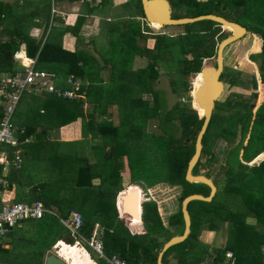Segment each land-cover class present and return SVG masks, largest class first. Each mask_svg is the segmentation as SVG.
Instances as JSON below:
<instances>
[{"label": "trees", "instance_id": "trees-1", "mask_svg": "<svg viewBox=\"0 0 264 264\" xmlns=\"http://www.w3.org/2000/svg\"><path fill=\"white\" fill-rule=\"evenodd\" d=\"M257 1L261 0H177V3L197 12L196 15L183 17L212 14L242 24L247 31L258 34L263 39V47L259 54L251 55L250 59L258 64L261 82L264 83V4L257 6ZM131 4L142 14L140 0H131ZM205 4H221L228 11L240 7L243 17L252 11H256L257 16L254 21L231 19L206 12L202 8ZM25 8L31 10L25 13ZM50 10L51 0H25L22 4L14 5L0 2V33L9 35L7 40H0V74L21 69L13 54L24 47L26 54L36 59L37 70L55 74V86L61 91L68 89L65 80L70 75L75 79L87 78L86 86L79 90L85 100L63 99L45 92L42 96L32 95L22 102L25 92L22 94L13 120L16 117L20 119L21 113L29 114L26 120L21 121L23 124L20 127L23 128L17 129L16 135L20 142L29 139L32 152L29 153L33 161L29 157L27 159L31 168L44 176L31 186L21 200H38L60 218H67L71 211L77 210L83 217L80 234L84 238L91 235L95 223L103 229L105 255H116L127 264H156L163 245L184 231L182 200L191 194L208 196L210 193L206 185L185 180L188 162L194 154L196 136L203 123L204 110L198 107L199 113L195 106L178 103L169 107L165 97L164 100L160 97L164 93L158 90L157 81L165 68L169 73L172 71L177 80L173 81L172 90L176 93L190 91L191 94L192 89L183 78L195 75V94L202 84L198 80L197 85L196 80L200 74L202 77L203 61L216 55L219 43L215 41L218 29L214 27L220 26L210 20L183 25V34L174 37L156 35L153 49L130 47L129 57L128 47H122L126 52L114 49L118 52L111 51L114 55L111 62L113 73L108 82L103 83L98 72H94L96 76L88 73L93 68H87L92 63L85 57L86 53L67 52L52 40ZM172 18L181 17L173 14ZM197 25L201 26V30L195 33L192 28ZM39 27H43L42 34L32 35L31 28ZM226 37H221L219 42ZM170 43L176 47H169ZM171 50L175 52V59L165 65L164 61L167 60L163 56ZM135 55L147 59L145 68L133 71L131 65L124 67L125 62L130 64ZM216 65L215 59L211 67L215 68ZM239 76L240 72L234 71L228 85L245 89L250 82L251 86L257 88L254 77L248 79L246 84ZM250 99L244 98L241 93L231 92L223 101L218 99L215 102L202 139L201 156L192 172L213 180L210 171L202 170L206 165L211 167L218 161L215 143L223 141L227 144L228 150L222 154L225 161L219 169L220 176L218 180H213L217 192L210 202L192 201L188 204L190 233L183 242L164 252L163 264H168L169 259L173 260V264H217L223 260L226 251L233 252L236 264H261V248L264 246V161L251 166L246 163L264 151V104L252 114ZM84 103L90 105L87 114L84 113ZM35 104L40 108H35ZM114 107H117V112L120 111L118 123H114L113 115L108 113V109ZM42 119L45 126L40 124ZM78 119L81 120V141L63 142L52 138L53 129L58 130ZM213 120L217 126H214ZM151 121L157 122V134L147 131ZM238 126L239 138L236 134ZM247 130L249 138L242 146ZM94 139H97L96 142L89 144ZM27 145L23 144V148ZM239 149H242L241 160L237 157ZM124 160L130 175L129 183L141 191V196L135 201L125 199L123 202L126 196L125 193L123 197L126 190L122 186ZM203 161L206 164L203 165ZM27 180L32 182L29 177ZM161 182L182 188L178 209L168 217L167 227H164L157 203L153 199L144 201L141 213L144 232L131 234L118 217L115 205L117 194L120 192L118 208L121 215L127 203L130 213L133 206H138L139 216L140 199L145 200V197L137 185L143 183L149 188ZM221 192L224 196L242 197L238 204L241 207L230 209L224 200L219 201L217 195ZM252 219L254 221L249 223ZM122 220L127 224L123 216ZM138 222L136 230L130 227L133 231H141L140 219ZM22 224L17 232L11 233V249H0V264H44L46 251L61 239L60 235L64 232L58 219L51 215L26 220ZM220 230L226 232L224 246L211 249L200 240L203 231ZM98 264L106 263L99 261Z\"/></svg>", "mask_w": 264, "mask_h": 264}, {"label": "crops", "instance_id": "crops-1", "mask_svg": "<svg viewBox=\"0 0 264 264\" xmlns=\"http://www.w3.org/2000/svg\"><path fill=\"white\" fill-rule=\"evenodd\" d=\"M23 1H25V0H9V4H11V5L12 4L14 5L16 3L22 4ZM35 1H38V0H35ZM199 1L204 2L206 0H202V1L199 0ZM262 1H264V0H262ZM131 9L136 11L135 7L132 6V4H131V0H51L50 24H49V25H51L50 26L51 27L50 35H52V40L55 43H58L62 47V49H64L65 51L70 52V53H74L76 51H79L82 54L86 53L85 57H87L88 61L92 63V65L88 66L87 68L88 69L93 68L88 73L92 74L93 76L94 75L96 76V74H94V72H98V77H101L103 79V83H107L109 78H110V74L113 73L111 64L106 63L107 61L111 62V60L114 58V55L112 54L113 52H111V51H113L114 49H117L118 51L122 50L123 49L122 47H124V43L122 41L123 37H125V40L127 38L129 39V33H127V26L123 25V23H121L119 25H115L114 20L120 19L123 21L125 19L124 14L129 12V10H131ZM137 13L139 15L134 14L133 17L138 22H140L141 32L145 33V35H146L145 28L146 29H147V27L151 28L150 24L152 25V23L148 24L145 21L144 15H143V10H142V14H140L139 12H137ZM230 14H233V16L230 17L231 19H240L242 21H245V20L246 21L247 20H253L254 21L255 17L257 16V12L252 11V12H248L243 17L242 16V10L240 7L239 8L235 7L233 9V11H231ZM262 15L264 16V14H262ZM52 18H53V21H52ZM240 25L242 26V24H240ZM105 26H108L107 27L108 32L110 30H115V34L111 35L110 32L108 33L106 31ZM153 28L154 27L152 26L151 29L155 30ZM33 31H37V35L40 36L43 32V27L31 28V32H33ZM222 32H224L227 36L232 33L231 30H226L223 27H222ZM31 34L33 35V33H31ZM181 34H183V33H181ZM141 47H144V46H141ZM227 47H233L234 49L232 51L234 53H237L238 51H241V53H244L243 57L241 59H239V61H238V66L240 65L241 67H239L237 71H239L240 73L242 71L245 73H249L251 76V77H249V79L251 80L252 77H254V79L256 81V84H257L256 89L253 86H251V84L249 82L248 88H245V90H244V91H246V90L248 91V89L250 87V91H249L250 95H248V97L252 99L250 105L252 103L254 104V106L256 105L255 111H254V113H255L257 111V109L259 108V106L264 104V83L261 82L258 64L251 61L250 56L259 54L261 52L262 47H263V39L258 34L251 33L249 31H247V29H246V33L244 34V36L241 39L235 41L234 43L230 44ZM123 51H124V49H123ZM224 54H225V50H224L223 55ZM137 57L139 58L140 56H138V55L133 56V60L131 61V63L129 64V62H127L128 65L126 64L124 67L129 68V66L131 65V70H133V71L145 68V67H139L137 69L132 68V62H134L135 58H137ZM140 58H143V57H140ZM244 61H245V63H243ZM246 62H248L249 65ZM241 64H244V65H241ZM106 65H108V66L105 67ZM109 67H111V69H108ZM43 71H45V70H43ZM99 71H100V76H99ZM231 75H229L227 77L226 82L222 80L224 82V84L228 85V79ZM221 78H222V76H221ZM77 80L80 81L82 84H86L85 82H87V78L85 80L78 78ZM65 83H66V80H65ZM230 87H232V86H230ZM232 88L238 89V87H232ZM240 89H242V88L240 87ZM31 90L37 92L36 90H34L33 87H31L30 90H28V93H30ZM42 92L45 93L44 91H42ZM36 96H42V95H36ZM248 97H244V98L248 99ZM84 98H85L84 96H81V98H78V99L85 100ZM78 99H72V100H78ZM86 105H87V103H84V106H83L85 114H87L90 110V106L87 107L88 105L87 106ZM250 105H249V108L253 112L254 107L251 108ZM40 112L42 113L43 111L40 110ZM108 112H110V111H108ZM43 120L44 119L41 120L40 124H42V126H45ZM21 128H23V127H21ZM80 133H81V120L78 119V120H76L70 124H67L65 126L60 127L58 130L53 129L51 136L54 140L63 141V142H72V141H78L79 139H81V140L83 139L82 135H80ZM29 143H30V141L28 139L27 141H25V140L22 141L21 144H19L17 147H11L10 158L15 159L16 156H19L21 159L18 168H14L11 166L10 167L0 166V178H2L4 181H6L7 185H8L7 192L3 194L2 200L0 201L1 204L2 203H4V204H8V203H32L34 201H38V200H32V201L21 200V197H24V195L27 192H29V189L31 188V186L33 184H35L36 182L40 181V179H42V176H44V174L42 172H37L36 170L31 168L30 160L33 161V157L31 155L32 152L29 148ZM23 144H28V145L23 148ZM17 149H19L20 152L16 153ZM29 152H31V153H29ZM27 157H29L30 160H29V158L27 159ZM28 177L30 178V180H32V182H27ZM25 180H26V182H25ZM95 183H97V181H95ZM132 185L133 184H131V187H134ZM137 186H139L141 188V190L143 191V196L145 197L144 201H147L148 199H153V201H155L157 203L158 212H159V215L161 217L162 223H163L164 227H167V219L174 212H169V213L165 212L164 213L163 211L164 210L168 211V209L171 208L170 203H168V201H165V200H163L162 202L157 201L153 195L148 193L150 187L149 188L145 187V185H143V183L138 184ZM151 187H153V186H151ZM126 196H127V193H126ZM140 196H141V191H140ZM129 200H131V199H129ZM115 205H116V209H117L119 219L124 223V225L128 228V230L131 232V234H141L144 232V227L142 225L141 220H140L141 231H133L129 227V225L126 224L122 220V218H120L119 211H118L119 209H118V205L116 203V200H115ZM72 212H78V211L77 210L71 211L70 214ZM141 213H142V210H141ZM70 214H69V216H70ZM51 216H53V215H51ZM63 219H66V218H63ZM140 219H141V217H140ZM58 221H59V219H58ZM253 221L254 220L252 219L249 221V223H252ZM22 225L23 224L21 223L20 225L16 226L11 231V233L13 234V232H17L18 229ZM96 225L98 227H100L98 223H95L94 227ZM11 233L7 236V238L5 240L4 248H0V249H11V245H10L11 235H12ZM65 235H67V237L69 236L66 228L64 227V232L60 235L61 239L55 241V243L49 248V250L50 249H53L52 251L56 250L55 248L58 247L59 241H63V242L65 241V240H62V239H65V237H66ZM217 238L221 239V242L223 244H225V241H226L225 230H220L218 232L203 231L201 236H200V240L203 241L205 244L209 245L211 247V249L222 247V246H217ZM71 241H72V239L70 237L68 239V241L67 242L65 241L64 243L71 246V251H72L74 244L71 245ZM55 244H57L56 247H55ZM49 250H47V251H49ZM84 250L88 253V256L90 258H91V253H92V254L97 255L99 261L105 262L104 260H102L99 257V255L96 252H94L90 249H84ZM103 253H104V250H103ZM61 255H63V254H61ZM63 256H65V255H63ZM91 259L93 261L90 260L87 264H98V262L96 260H94L93 258H91ZM222 259H224V257ZM168 264H173V260L169 259Z\"/></svg>", "mask_w": 264, "mask_h": 264}, {"label": "rangeland", "instance_id": "rangeland-1", "mask_svg": "<svg viewBox=\"0 0 264 264\" xmlns=\"http://www.w3.org/2000/svg\"><path fill=\"white\" fill-rule=\"evenodd\" d=\"M3 4H9V0H0ZM171 4V11H172V14L174 15H177L178 17H183V16H193V15H196L197 12L196 10H188L186 7H182L180 6L178 3H177V0H168ZM202 1V0H201ZM176 3V4H175ZM264 4L263 1H257V6L258 4ZM261 6V5H260ZM202 8H204V10L206 12H214V13H218V14H221L225 17H232L233 14H230L231 11H228V8H224V6H222L221 4H219L218 6L217 5H212V4H205ZM260 8H263V6H261ZM31 9H27L25 8V10H23L25 13H28ZM259 12H261V10L259 9ZM134 14H137L139 15L136 11L134 10H129V12L125 13L124 16H125V19L122 21L120 19H115L114 20V24L115 25H119L121 23H123V25L127 26V33H129V39L127 38L125 40V37H123V43H124V47H128V52H127V56L129 57V49L130 47H141V46H144V47H141V48H150V49H153V47H155V39L154 37L156 35H162V36H165V37H174L175 35H179L181 33H183L185 30H184V27L183 26H167V27H161V23H160V28H153L155 30H152L151 28H148L147 29L145 28V31H146V35L145 33L141 32V26H140V22H138L133 16ZM122 21V22H121ZM108 26H105L106 28V31L108 32V29H107ZM224 29L226 30H231L230 28H226V27H223ZM214 29H218V34L216 35L215 37V41L217 43H219V40L221 37H223L224 35H226L224 32H222V27H219V28H216L214 27ZM2 30V26H0V31ZM192 30L195 32V33H198L200 32L201 30V26L200 25H197V26H193ZM111 35L115 34V30H110L109 31ZM108 32V33H109ZM33 35L35 36H38L37 35V31H33L32 32ZM9 37V35L7 34H2L0 33V40H7ZM154 42H153V41ZM153 42V43H152ZM169 47H176L175 45L173 44H169ZM21 48H24V47H21ZM234 48L233 47H227L225 49V54H224V71H223V74H222V80L226 82V79L229 75L232 74V72H234L235 70L237 71L239 67H241L240 65L238 66V61L239 59H241L244 55V53H241V51H238L237 53H234L232 50ZM20 50V49H19ZM115 52H118L117 50H113ZM124 51L126 52V50L124 49ZM175 52L173 50L169 51L166 53V55H164L163 57L167 60L164 61V64L165 65H168L170 62H173V60L175 59ZM215 56L211 57V58H208V59H205L203 61V68L206 67V66H212V62L213 60H215ZM112 62V60H111ZM110 61H107L106 63L108 64H111V67H112V63ZM127 63V62H125ZM147 59L145 58H135L134 62H132V68L133 69H137L139 67H145L146 64H147ZM245 63V61L243 62ZM248 64V62H246ZM104 65V64H103ZM125 65V64H124ZM128 65V64H127ZM241 65H244V64H241ZM249 65V64H248ZM108 65H106L105 67H107ZM115 66V65H113ZM111 67H109L108 69H111ZM163 67V66H161ZM230 73V74H229ZM2 74H0L1 76ZM174 73L172 71H170V73L168 71L164 69L161 70V75L160 77L158 78V81H157V88L158 90H162L163 93H164V96L163 94H161L162 96L161 99L164 100V97L166 99V102L168 103V106L171 107L174 103H178V104H185V105H191L192 106H195L198 110V112L200 113L198 107H200L198 105V103L195 101V94H194V80H195V75H190V76H184V81L189 83V89L191 91V94H190V91L188 93H185V92H179V93H176L172 90L173 88V81H175L176 79L173 77ZM201 75V74H200ZM198 76L197 77V80H196V83L197 85L199 84L198 83V80L202 83V78L201 76ZM200 77V78H199ZM250 74L249 73H245V72H241L240 73V76L238 77L239 79H241L242 81H244L246 84H248L246 81H248L249 79ZM182 79V80H183ZM177 82V80H176ZM192 82H193V87H192ZM86 86V84H84ZM201 86V85H200ZM248 86V85H246ZM199 88V87H198ZM246 88V87H245ZM248 88V87H247ZM30 90V89H29ZM35 90V89H34ZM245 89L242 88H238V89H234L232 87H230L229 85H226L224 86V90H223V93L221 94V96L219 97V100L220 101H223L231 92H238V93H241L243 95V97H248V95H250L249 91H250V87L248 89V91H244ZM37 92L31 90L30 93H28V91H26L23 96H22V102L25 101V98H30V96L32 95H41L43 92L42 90H36ZM109 95V94H107ZM147 97V95H144V97ZM248 99H250L248 97ZM27 100V99H26ZM252 100V99H250ZM88 105V104H87ZM86 105V106H87ZM90 105H88L87 107H89ZM35 108H40L38 104H35L34 106ZM255 107L256 105L254 106L253 108V112L252 114H254V111H255ZM86 108V107H85ZM108 112L109 115H113L112 119L114 121V123H118V117L120 115V111L118 110L117 112V107H114V108H111L110 110L108 109ZM28 112H24V113H21L20 114V119H17V117L13 120V123L15 125V127L20 130L21 127H20V124H23L21 123V121H24L27 119L28 117ZM14 118V117H13ZM200 118V116H199ZM250 119H252V116L250 117ZM213 123H214V126H217V123L213 120ZM220 125V124H219ZM147 131L149 132H155L157 134V122L156 121H151L148 125H147ZM237 137L239 138L240 137V130H239V126L237 127ZM249 130L246 131L245 133V137L243 139V142H242V146L245 145L247 143V140L249 138ZM80 135H82V133H80ZM179 135V134H178ZM88 138H90V135L88 136ZM95 140L97 139H94L92 140V142H90L89 144L91 143H94L96 142ZM78 141H81V139H79ZM240 142H238L239 144ZM229 144V143H228ZM214 150L216 151V153H218V161L217 163L214 164V166H205L202 170V172H208L210 171L212 173V176L214 179L218 180V177L220 176L219 175V169L222 165H224V155H222L223 153H226V151L228 150L227 149V144H225L223 141H217L214 145ZM238 159L241 160V154H242V149H239L238 151ZM262 153V152H261ZM261 153H259L257 156H259ZM256 156V157H257ZM255 157V158H256ZM254 159H252L250 162L246 163L245 161H242L243 163H246L247 165H250L249 163H251ZM261 162L264 161V156H260V159H259ZM124 164H123V178H124V182L122 183L124 186L123 189L127 190L129 188H131V184L129 183V173H128V169H127V166H126V161L124 160L123 161ZM206 164L205 161H203V165ZM251 166V165H250ZM218 175V176H217ZM213 179V180H214ZM127 193V192H126ZM151 195L154 196V198L157 200V201H160L162 202L163 200L165 201H168V203H170L171 205V208L167 210H164L163 212H175L177 209H178V203H179V197L181 196L182 194V188L181 187H172L170 185H167L165 184L164 182H161V183H157L155 186L153 187H150L149 188V192ZM217 198L219 199V201H222L224 200V202L229 206L230 209H236V208H239L241 207L240 205H238L239 203H241V200L242 197H238V196H235V195H226L224 196L221 193H218L217 195ZM127 207V213H124L123 217L125 218L127 224L129 225V227H131L132 229L136 230V228L139 226V216H138V211H139V208L138 206H133L132 207V213H130L131 211H129L128 209V206L126 205ZM125 208V207H124ZM125 211H126V208H125ZM65 239H62V240H65L66 242L68 241L69 238L67 237V235H65ZM60 238V236H59ZM64 241V242H65ZM63 241H59V244H58V247L55 248L57 249L58 251V254H63L65 256H62L64 259L67 258V256L70 254V251H71V246L65 244ZM216 244V243H215ZM57 244H55V247H56ZM224 244L221 242V239L217 238V246H223ZM49 250V249H48ZM51 250V251H50ZM49 251H46V256L48 254H50L52 252L53 249H50ZM90 252V251H89ZM45 256V257H46ZM91 258H93L94 260H96L97 262H99V259L97 257V255L95 254H92L91 253Z\"/></svg>", "mask_w": 264, "mask_h": 264}, {"label": "built area", "instance_id": "built-area-1", "mask_svg": "<svg viewBox=\"0 0 264 264\" xmlns=\"http://www.w3.org/2000/svg\"><path fill=\"white\" fill-rule=\"evenodd\" d=\"M20 53L23 55H20ZM13 59L21 69L3 74L0 77V166L18 168L21 159L19 156L11 159L10 150L11 147H17L21 144L16 135L17 128L13 123V116L22 94L33 87L35 90H42L56 97L72 100L81 98L79 90L85 85L70 75L66 79L69 88L61 91L55 86V74L37 70L35 68L36 59L29 57L25 48L16 51L13 54ZM18 152H20L19 149L16 150V153ZM7 189V182L0 178V201ZM45 215H53L59 219L68 231L74 245H78V242H80L79 246L82 249H90L96 252L107 264H127L126 261L118 256H106L103 253L102 228L96 225L91 235L88 238H84L80 234V230L83 227V217L79 212H72L68 218L63 219L45 207L40 201L32 203H0V248H4L7 236L16 226L26 220L41 219ZM53 252L57 253L58 251L56 249ZM217 264H236L233 252L226 251L222 262ZM261 264H264V246L261 248Z\"/></svg>", "mask_w": 264, "mask_h": 264}, {"label": "water", "instance_id": "water-1", "mask_svg": "<svg viewBox=\"0 0 264 264\" xmlns=\"http://www.w3.org/2000/svg\"><path fill=\"white\" fill-rule=\"evenodd\" d=\"M140 3H141V8L143 10L144 19L148 24H150L151 21L155 20L161 23V27L183 26V25L192 24V23L199 22V21L210 20L212 22L217 23L220 27L228 26L231 28V31H232L230 35H228L226 38L221 40L219 44L217 45V50H216V55H215L216 62H217L216 67L213 68L210 66H206L202 68L201 72H202V77H203V83L195 93V101L204 110V113L202 116L203 123L196 136L194 154L192 155V157L190 158L188 162L186 174H185V180L188 183H199V184L206 185L210 189V193L208 196H204L202 194H191V195L186 196L182 200L181 213H182V218L184 221V231L182 235L171 237L163 245L161 251L157 255V260H156V264H163L162 257H163L164 252L169 247L183 242L190 233L191 218L187 210L188 204L192 201L210 202L217 192V187L215 186L212 179H209L202 174L195 175L193 174L192 171L201 156L202 139L206 132L208 124L211 120L212 113L215 107V102L219 99V97L221 96L224 90L225 84L221 79V76L224 70V55H223L224 50L230 44L241 39L246 33V29L238 23L228 21L227 19L223 17L212 15V14L199 15L196 17H181V18L174 19L172 18L171 4L168 0H140ZM250 107L253 108L254 104L252 103ZM260 156L261 157L264 156V151L259 156L254 158V160L249 164L258 165L261 162L259 160ZM129 190L131 189H127L126 191H123L124 192L123 197L126 192H129ZM119 194L120 192L117 194V197H116L117 205L119 201ZM135 196L136 195L134 194V192L132 194L130 193L129 196H125L123 202L126 201L125 199H128L127 201H129V198H131V201L132 200L135 201V198H136ZM143 202L144 200L140 199L139 205H140L141 210H142ZM126 204L127 203L124 204L126 211H125V208H122V215H121V212L118 210L120 218H122L124 213H127ZM140 215H139V219L141 217ZM44 264H70V263L65 261V259L61 258L58 255V252L56 253L52 251L50 254H48L45 257Z\"/></svg>", "mask_w": 264, "mask_h": 264}, {"label": "bare ground", "instance_id": "bare-ground-1", "mask_svg": "<svg viewBox=\"0 0 264 264\" xmlns=\"http://www.w3.org/2000/svg\"><path fill=\"white\" fill-rule=\"evenodd\" d=\"M152 25L150 24V27L152 28V26L154 28H160V23L158 21H151ZM222 27H226V28H230L228 26H222ZM231 29V28H230ZM22 53H20L21 55ZM23 55V54H22ZM26 62V61H25ZM203 83V80H202ZM202 85V84H201ZM199 89V88H198ZM203 116V115H202ZM131 190H129V192H127V196L130 195V193L132 194L134 192V194L136 195L135 197L138 198L140 196V189L138 187H131ZM133 191V192H132ZM131 199V198H129ZM78 245H74L72 251L70 252V254L67 256V258L65 259V261H67L70 264H87L90 260L93 261L89 256L88 253L82 249L80 246ZM81 248V249H80ZM61 258H63L61 254H58ZM64 259V258H63ZM95 263V262H94Z\"/></svg>", "mask_w": 264, "mask_h": 264}, {"label": "clouds", "instance_id": "clouds-1", "mask_svg": "<svg viewBox=\"0 0 264 264\" xmlns=\"http://www.w3.org/2000/svg\"><path fill=\"white\" fill-rule=\"evenodd\" d=\"M201 118V117H200Z\"/></svg>", "mask_w": 264, "mask_h": 264}]
</instances>
